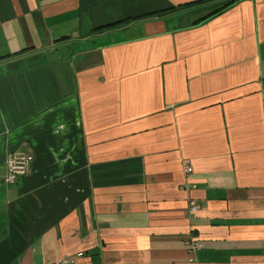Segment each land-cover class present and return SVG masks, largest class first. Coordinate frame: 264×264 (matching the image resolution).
<instances>
[{
    "label": "crops",
    "instance_id": "0c3cea01",
    "mask_svg": "<svg viewBox=\"0 0 264 264\" xmlns=\"http://www.w3.org/2000/svg\"><path fill=\"white\" fill-rule=\"evenodd\" d=\"M71 258L264 264V0H0V264Z\"/></svg>",
    "mask_w": 264,
    "mask_h": 264
},
{
    "label": "built area",
    "instance_id": "2783aa9c",
    "mask_svg": "<svg viewBox=\"0 0 264 264\" xmlns=\"http://www.w3.org/2000/svg\"><path fill=\"white\" fill-rule=\"evenodd\" d=\"M33 158L31 155L22 152H11L7 157L6 169L3 175V182L7 185H14L19 177H23L29 174ZM193 168L188 161L184 163V173L188 177L192 174ZM190 211L197 212L199 206L196 201L190 200ZM200 246L194 244V249H198ZM79 254L78 257H81ZM76 258L66 259L61 264H75Z\"/></svg>",
    "mask_w": 264,
    "mask_h": 264
},
{
    "label": "trees",
    "instance_id": "16d2710c",
    "mask_svg": "<svg viewBox=\"0 0 264 264\" xmlns=\"http://www.w3.org/2000/svg\"><path fill=\"white\" fill-rule=\"evenodd\" d=\"M228 6H229V5H228ZM228 6H225V7H223L221 10L214 12V14H212V16H210L209 18L218 15L220 12H222V10L228 8ZM207 19H208V18H207ZM109 28H110V27H109ZM106 29H108V28H106Z\"/></svg>",
    "mask_w": 264,
    "mask_h": 264
}]
</instances>
